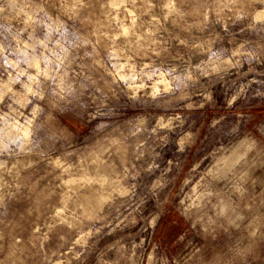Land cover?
<instances>
[{"label": "clouds", "instance_id": "9594fccd", "mask_svg": "<svg viewBox=\"0 0 264 264\" xmlns=\"http://www.w3.org/2000/svg\"><path fill=\"white\" fill-rule=\"evenodd\" d=\"M0 264H264V0H0Z\"/></svg>", "mask_w": 264, "mask_h": 264}]
</instances>
